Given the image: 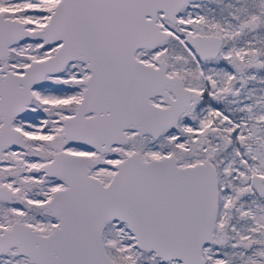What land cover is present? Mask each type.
Returning <instances> with one entry per match:
<instances>
[{
    "label": "snow or ice",
    "instance_id": "1",
    "mask_svg": "<svg viewBox=\"0 0 264 264\" xmlns=\"http://www.w3.org/2000/svg\"><path fill=\"white\" fill-rule=\"evenodd\" d=\"M0 264H264V0H0Z\"/></svg>",
    "mask_w": 264,
    "mask_h": 264
}]
</instances>
